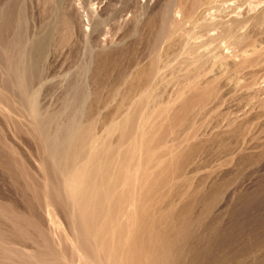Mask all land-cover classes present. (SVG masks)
I'll return each mask as SVG.
<instances>
[{
    "label": "rangeland",
    "instance_id": "374dc122",
    "mask_svg": "<svg viewBox=\"0 0 264 264\" xmlns=\"http://www.w3.org/2000/svg\"><path fill=\"white\" fill-rule=\"evenodd\" d=\"M71 121L114 148L102 187L152 137L178 264H264V0H0V264H109L46 145Z\"/></svg>",
    "mask_w": 264,
    "mask_h": 264
},
{
    "label": "bare ground",
    "instance_id": "6f19581e",
    "mask_svg": "<svg viewBox=\"0 0 264 264\" xmlns=\"http://www.w3.org/2000/svg\"><path fill=\"white\" fill-rule=\"evenodd\" d=\"M231 31L228 33L234 30ZM33 109L35 112L36 108ZM130 118H126L119 127L127 129L126 126L132 123ZM78 122L71 121L68 126L59 128L53 138L47 139L46 145L60 166L58 169L66 166L61 174L66 195L75 208L73 211H78L79 220L85 224L87 232L96 235L94 238L104 248L109 264H178L195 232L188 226V216L164 228L168 214L158 207V197L169 163L162 161L153 172H147L145 166L157 159L152 137L146 131L135 136L131 148L123 155L125 161L115 168L111 176L112 185L102 187L98 184L99 179L92 181L89 175L96 173L97 178L104 180L103 176L111 167L114 148L96 138L87 144L85 140L91 137V129L82 128ZM122 131L124 138L129 132ZM181 156L187 158L189 151ZM129 201L134 203V209L123 220V205ZM188 211L189 207L185 214ZM7 255L8 264H16L12 260L16 256L12 249ZM261 263L259 260L242 264Z\"/></svg>",
    "mask_w": 264,
    "mask_h": 264
}]
</instances>
